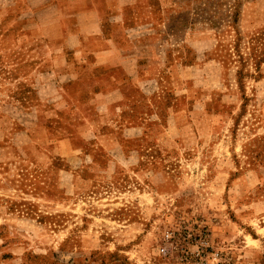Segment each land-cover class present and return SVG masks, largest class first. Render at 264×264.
Returning <instances> with one entry per match:
<instances>
[{
  "label": "rangeland",
  "instance_id": "obj_1",
  "mask_svg": "<svg viewBox=\"0 0 264 264\" xmlns=\"http://www.w3.org/2000/svg\"><path fill=\"white\" fill-rule=\"evenodd\" d=\"M151 2L136 49L181 63L163 73L181 113L137 142L141 163L115 139L66 135L61 118L86 108L26 57L17 72L0 58V264H264V0ZM87 146L115 165L77 169Z\"/></svg>",
  "mask_w": 264,
  "mask_h": 264
},
{
  "label": "crops",
  "instance_id": "obj_2",
  "mask_svg": "<svg viewBox=\"0 0 264 264\" xmlns=\"http://www.w3.org/2000/svg\"><path fill=\"white\" fill-rule=\"evenodd\" d=\"M151 1L0 0V42H13L11 49L0 50V58H11L13 72H17L21 58L26 57L22 64H28V73L52 74L45 87L61 90L67 97L65 104L86 108L79 113L80 122L61 118L69 126L64 132L71 131L66 135L115 139L122 144L119 151L127 157L136 155L139 163L146 149L137 142L144 143L150 127L162 126L163 120L175 122L181 113L175 102L167 103L177 89L174 83L165 86L163 77L165 69L177 73L181 63H175L174 54L169 60L168 49L152 53L150 59L136 49L144 38L137 30L153 22ZM27 15L31 18L24 20ZM5 23L13 26L11 38L5 37ZM25 41L28 47L22 48ZM159 52L162 59L154 60ZM103 107L108 116H102ZM170 133L175 136V131ZM127 142L136 144L128 146ZM92 147L74 149L88 158L77 162V169L106 170L115 165L110 150ZM98 156L105 161L99 162Z\"/></svg>",
  "mask_w": 264,
  "mask_h": 264
},
{
  "label": "built area",
  "instance_id": "obj_3",
  "mask_svg": "<svg viewBox=\"0 0 264 264\" xmlns=\"http://www.w3.org/2000/svg\"><path fill=\"white\" fill-rule=\"evenodd\" d=\"M164 238H165L166 241H168L169 239H171V233L166 232L165 235H164ZM160 251L161 252H164L165 251V248L164 247H161Z\"/></svg>",
  "mask_w": 264,
  "mask_h": 264
}]
</instances>
